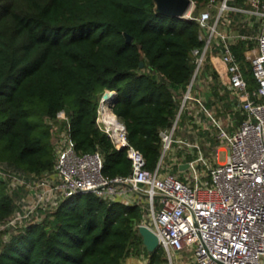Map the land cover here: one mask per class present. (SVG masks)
<instances>
[{
  "label": "trees",
  "instance_id": "trees-1",
  "mask_svg": "<svg viewBox=\"0 0 264 264\" xmlns=\"http://www.w3.org/2000/svg\"><path fill=\"white\" fill-rule=\"evenodd\" d=\"M194 1L195 13L208 2ZM227 3L247 5L246 0ZM153 7V0H0L1 165L28 175L51 171L57 138L67 131L77 151L100 152L105 175L129 174L126 148H117L97 124L100 99L109 89L116 90L111 109L125 125L128 142L143 154L147 168L157 166L160 130L177 116L195 68L192 50L204 40L196 19L157 13ZM231 47L248 89L256 88L250 67L244 66L250 63L245 40ZM206 71L212 78L202 83L218 96V76L209 63ZM213 102L205 99L209 108ZM60 110L68 116L69 130L67 120L57 116ZM192 120L181 113L178 136L186 137V122ZM182 153L180 148L177 154ZM170 171L177 173L178 165ZM19 193L0 177V223L17 209ZM41 212L39 221L4 229L0 264H122L128 256L143 254L146 264H168L162 246L148 252L143 245L139 203L88 191L62 196Z\"/></svg>",
  "mask_w": 264,
  "mask_h": 264
},
{
  "label": "built area",
  "instance_id": "built-area-1",
  "mask_svg": "<svg viewBox=\"0 0 264 264\" xmlns=\"http://www.w3.org/2000/svg\"><path fill=\"white\" fill-rule=\"evenodd\" d=\"M246 4L234 6L227 0H208L206 7L195 13L196 4L192 0L183 15L199 22L204 45L192 50L193 75L172 126L160 130L162 150L154 169L146 167L143 154L128 142L121 121L116 134L101 118L102 105L105 102L111 105L101 97L97 124L117 148H126L131 172L125 176L105 175L100 152L77 151L68 132L62 131L56 141L57 158L51 171L41 176L28 175L0 164V177L10 189L23 187L33 197L29 204L24 196L18 197L17 209L0 223L1 230L33 221L39 208H50L51 203L54 206L62 196L94 191L107 198L139 203L144 212L138 226L146 224L157 234L168 264H264V0H246ZM236 12L242 13V26L258 24L256 35L239 34L256 42L250 56L257 82L252 90L248 89L242 65L232 50L230 33L220 30L221 21L225 22L226 18L228 21V14ZM217 50L224 64L222 81L238 97L245 115L234 131L222 125L206 106L205 96L194 88V80L208 55ZM183 112L193 116L192 121L186 122L189 131L194 125L207 123L203 116L208 119V127L214 129L212 136L225 144L227 153L223 161L218 159L219 146L209 150L213 158H208L198 139L177 135ZM57 116L67 120L69 130L64 110L58 111ZM180 148L184 153L179 156ZM188 154L192 157L188 158ZM167 157H171L169 161ZM185 162L188 166L180 169L179 164ZM173 163L178 165L177 173L170 171ZM3 239L7 240V233ZM189 251L190 261L186 263L185 254ZM179 259L183 262L179 263ZM141 261L146 264L147 257Z\"/></svg>",
  "mask_w": 264,
  "mask_h": 264
},
{
  "label": "crops",
  "instance_id": "crops-1",
  "mask_svg": "<svg viewBox=\"0 0 264 264\" xmlns=\"http://www.w3.org/2000/svg\"><path fill=\"white\" fill-rule=\"evenodd\" d=\"M242 13L236 12V13H229L228 14V21L225 19V22L220 26V30L227 31L230 33V41L231 45L237 43L238 41L245 40L246 47L244 48V56L247 60H250V56L252 55L251 47L249 46V42H252L256 44L254 39L251 38H244L240 36L239 34L242 33H248L251 35H256L258 33V24L254 27H248V26H242L240 23V20L242 19ZM209 63L211 68H213L218 76V79L216 81V87L218 90L219 95L217 96L214 92L210 91V93L207 92V89L204 87V83L202 78H212L211 72L206 71L205 72V64ZM202 71L197 75L200 77L199 84L201 86L197 87V92L203 94L205 98L211 97V101H214L212 103V106L210 109L214 112L216 117L221 121L222 125L228 130V131H234L238 128L243 114V110L241 107V104L239 102L238 97L234 94L232 89L229 88L228 85L224 84L222 81V72L224 73V64L222 63L220 59L219 51L217 50L214 54L208 55V58L205 62ZM205 80V79H204ZM208 120L207 123H205L202 126L194 125L190 129V131L185 128V133H191L188 134L191 136L189 140H196L198 139L199 142H201V139L204 140V142H201L203 144V147H206L209 145L210 147H206L207 149H211L215 143L218 141L216 138H214L213 131L211 125L208 127ZM202 135V136H201ZM199 137V138H197ZM221 143H218L216 146H219ZM205 145V146H204ZM212 145V146H211ZM205 148V149H206ZM169 158L167 157L166 160L169 161ZM165 160V161H166ZM172 160V159H170ZM142 259H140L138 256H128L125 258V260L122 262V264H143Z\"/></svg>",
  "mask_w": 264,
  "mask_h": 264
},
{
  "label": "water",
  "instance_id": "water-1",
  "mask_svg": "<svg viewBox=\"0 0 264 264\" xmlns=\"http://www.w3.org/2000/svg\"><path fill=\"white\" fill-rule=\"evenodd\" d=\"M154 10L157 13H163L169 16L183 17L186 11L189 9L192 0H153ZM125 37L128 41H132L133 36L127 32H124ZM143 65V61L140 62ZM116 90L106 89L102 94V101H112ZM115 114V113H114ZM116 115V114H115ZM188 166V163L179 164L180 169H184ZM79 193H84L81 191ZM138 231L142 237L143 245L148 252H153L159 247V239L157 234L146 224H140L138 226Z\"/></svg>",
  "mask_w": 264,
  "mask_h": 264
},
{
  "label": "rangeland",
  "instance_id": "rangeland-1",
  "mask_svg": "<svg viewBox=\"0 0 264 264\" xmlns=\"http://www.w3.org/2000/svg\"><path fill=\"white\" fill-rule=\"evenodd\" d=\"M244 66L245 67H250V70H251V73H252V75H253V72H252V66H251V63H249V65L248 64H244ZM243 69V73H244V77L246 78V80H247V77H246V74H245V72H244V68H242ZM206 88V87H205ZM109 107L111 108V105L109 104ZM119 122H120V120H118ZM100 123H101V125L102 126H104V123L102 122V121H100ZM188 134H191V133H188ZM188 134H186L185 133V138H187V139H189V138H191V136L190 135H188ZM202 136V135H201ZM197 138H199V137H197ZM201 142H204V140L203 139H201ZM218 143L216 142L215 143V145H217ZM205 146V145H204ZM212 146V145H211ZM206 147H210L209 145H207ZM206 147H204L203 149H204V152H205V154L207 155V157L208 158H213L212 157V154L213 153H211V151H209V149H207ZM205 148H206V151H205ZM226 147H225V144H220L219 145V147H218V149H219V161H223L225 158H226V153H227V151H226V149H225ZM20 195H22V196H24L25 197V200H26V204H29V203H31L32 202V199H33V197H32V194L31 193H26V189L25 188H20V193H19V196ZM22 196H20V197H22ZM19 199L17 198V200L16 201H18ZM144 200V199H143ZM49 207H50V209L52 208V207H54L53 206V204L51 203L50 205H49ZM44 214L43 213H41V209L39 208L38 209V211H37V213H36V215L33 217V219L35 220V221H39L40 219H41V217L43 216ZM2 228H1V224H0V232H1V234H0V237H5L6 236V231H4V230H1ZM190 254H191V251H189V252H186V254H185V259H186V263H188V261H190V259H189V257L188 256H190ZM140 259H144L146 256L143 254L142 256H138ZM179 263L180 262H183V260H181L180 261V259H179V261H178ZM191 264V263H190Z\"/></svg>",
  "mask_w": 264,
  "mask_h": 264
},
{
  "label": "bare ground",
  "instance_id": "bare-ground-1",
  "mask_svg": "<svg viewBox=\"0 0 264 264\" xmlns=\"http://www.w3.org/2000/svg\"><path fill=\"white\" fill-rule=\"evenodd\" d=\"M101 118L107 123L108 127L118 134L121 127L120 122L117 119V116L114 114L112 109L108 106V103H104L101 108Z\"/></svg>",
  "mask_w": 264,
  "mask_h": 264
}]
</instances>
